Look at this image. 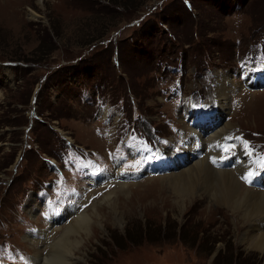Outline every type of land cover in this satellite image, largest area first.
Wrapping results in <instances>:
<instances>
[{"label": "rangeland", "instance_id": "rangeland-1", "mask_svg": "<svg viewBox=\"0 0 264 264\" xmlns=\"http://www.w3.org/2000/svg\"><path fill=\"white\" fill-rule=\"evenodd\" d=\"M170 11L174 20L163 21L160 17ZM148 20L158 31L146 36L142 27ZM249 53L256 54L258 65L248 60ZM241 58L246 62L240 64ZM255 67H264V0H0V240H12L37 264V256L50 253L62 229L99 209L104 226L86 239L76 264H264V253L243 243L241 215L210 197L200 205H182L161 179L180 170L168 164L182 149L190 163L205 160L217 170L221 165L210 161L213 149L231 130L233 137L244 135L261 159L264 84L239 79ZM223 73L233 81L231 109H217L205 127L198 125L202 148L196 150L190 133L194 125L183 116L184 103L178 104L172 89L181 82L184 93L194 96L195 108L208 101L206 109L215 108ZM224 125L227 130L221 133ZM184 129L186 146L181 143V135L187 136ZM130 134L145 138L150 147L143 141L127 142ZM69 139L78 151L65 156ZM122 139L127 153L113 156L108 150L119 148ZM223 141L235 142L228 136ZM82 147L96 150L92 160L106 165L105 171L93 168L101 175L98 184L83 167ZM238 148L229 146L221 153L232 156ZM55 152L63 164L72 160L68 194L74 206L58 219L55 212L49 226L40 215L44 201L38 194L56 180L48 158ZM161 154L164 161L139 180L115 182L118 168L138 172ZM139 156L140 162L129 161ZM236 173L244 188L264 189ZM115 183L119 189L107 197ZM72 188L76 193L71 194ZM116 199L125 203L120 222L114 219ZM154 220L167 225L162 235L170 238L172 221L179 229L185 227V240L180 233L159 244L146 235H135L136 244L126 238L130 227L139 229ZM40 230L47 233L38 242L33 236ZM148 231L153 238L158 234L155 226ZM202 231L217 243L214 251L210 244L201 246L203 238L197 240ZM228 247L237 252L234 261L224 250Z\"/></svg>", "mask_w": 264, "mask_h": 264}, {"label": "bare ground", "instance_id": "bare-ground-1", "mask_svg": "<svg viewBox=\"0 0 264 264\" xmlns=\"http://www.w3.org/2000/svg\"><path fill=\"white\" fill-rule=\"evenodd\" d=\"M252 75L255 79H258L260 76L264 78V74ZM219 77V88L216 98L214 97V107L221 112H226L227 109H231L228 102V94L230 92L229 86L232 85L233 81L230 76L224 73L221 75L219 74ZM207 123L204 124V127ZM225 125L221 133L227 130ZM230 125V123H227L228 128ZM215 129L216 128L212 127V130ZM188 130L191 131L192 127ZM221 151L220 147H214L213 149L214 160L221 165L217 170L211 167L205 160L190 163L185 159V153L183 151L180 155L182 160H176L180 162L181 166L175 163V161L173 162L174 165L170 163V166L173 165V168L175 167L180 170H174L169 173V176L161 179L166 183L165 185H168L169 188L173 190L177 197V202L180 204L182 203V205L192 203L200 205L207 197H210V199L208 198L209 201L214 200L219 205H224L226 209L231 210L233 213H237L239 216L241 215L240 218H242V220L244 219L243 229L246 228L245 231L243 230V243L246 242L251 249H257L264 253V189L255 191L253 189L244 188L236 177V171L240 173L244 171L250 173L252 171L249 151L244 144H241L237 149V153L235 155L232 153V156L226 153L227 157H225L222 155ZM109 177L110 176L107 177V180H109ZM263 178L264 175L259 179ZM260 184L264 185V181L261 180ZM116 189H119V185L115 183V187L113 189L109 188L110 191L108 190L109 192L106 193L107 197ZM116 200L117 201L113 205L114 219L120 222L121 218L119 217V213L124 210V212H126V209H122L121 211V207L125 208V203H120L118 199ZM98 210L96 209L95 213L86 212L83 215H79L77 219L75 218L76 220L72 225H68L65 229H62L57 243L51 244L52 249H50V253L37 256L39 260L37 264H76V262L81 261L83 258L81 254L83 247L86 245V239H90L95 228L104 226V216L101 215L102 213L98 212ZM72 212L73 210L66 212V214L69 215ZM107 219L109 218L107 217ZM62 220L63 219H61L60 222H62ZM57 223H55V225ZM46 233L47 231L40 230L38 236H33V238L41 242L45 239L43 235Z\"/></svg>", "mask_w": 264, "mask_h": 264}, {"label": "trees", "instance_id": "trees-1", "mask_svg": "<svg viewBox=\"0 0 264 264\" xmlns=\"http://www.w3.org/2000/svg\"><path fill=\"white\" fill-rule=\"evenodd\" d=\"M134 1V0H133ZM205 1H210V2H212L213 0H205ZM214 3V2H213ZM215 4V3H214ZM163 21H167V22H170V21H173L174 20V18L172 17V12L170 11L168 14H167V16H161L160 17ZM142 30H144V32H145V34L144 35H146V36H148V35H150V34H152L153 32H156V31H158V28H157V25H156V23H154V21H152V20H148V21H146V23L145 24H143V27H142ZM153 30H155V31H153ZM175 31V30H174ZM176 34H178L179 32H178V30H176V32H175ZM90 69V67H88V69H85V72H87L88 70ZM59 74V73H58ZM140 222V221H139ZM159 221H156V220H154V221H152V222H149L148 224H144V225H142L141 226V228H135V226H134V228H131L130 227V231H128V233H127V236H126V238L127 239H129V241L130 242H132L133 244H136V243H138V242H136L137 240H135V235H139V236H144V235H146V236H148V239H146V240H150L149 242H151V243H155V244H159V243H162V242H164V241H168V240H170L171 238L172 239H176L177 238V233L179 234L180 233V238H182L183 240H185V231H186V229H185V227H183V229H179L178 228V224H177V222H175V221H172L173 222V224H171V231L173 232V235H172V237L170 238L169 236H166V235H162V232H163V227H167V225L165 226V224H162V223H158ZM141 223V222H140ZM141 224H143V223H141ZM152 226H155L156 227V230H157V232H158V234L157 235H155V238H153L152 237V233L150 232V231H148V228L149 227H152ZM165 232H166V230H165ZM200 234H201V232H199L198 233V235H197V240H200L201 238H203V244H201V246L202 245H204L205 243L208 245V244H210V249H211V251H214L215 250V248H216V242L214 241L213 242V239H210V240H207V238L205 237V232L204 231H202V234H203V236L201 235L200 236ZM112 237H113V239H115V240H118L120 237H118V236H116V235H112ZM152 239H154L153 241H152ZM114 240V241H115ZM189 243V241H187V239H186V241H185V243ZM196 244V243H195ZM201 246L199 247L198 246V248L200 249L201 248ZM224 249V248H223ZM225 251H228V253L230 254V258H233V261H234V259H235V257H236V255L235 254H237V252H233L232 250L233 249H231L230 247H228L227 248V250L226 249H224ZM223 251H222V249H220L219 250V253L221 254ZM226 253V252H225Z\"/></svg>", "mask_w": 264, "mask_h": 264}, {"label": "snow or ice", "instance_id": "snow-or-ice-1", "mask_svg": "<svg viewBox=\"0 0 264 264\" xmlns=\"http://www.w3.org/2000/svg\"><path fill=\"white\" fill-rule=\"evenodd\" d=\"M254 175V173H249V175L248 176H246V177H244V179L246 180V181H248V182H251V177Z\"/></svg>", "mask_w": 264, "mask_h": 264}, {"label": "flooded vegetation", "instance_id": "flooded-vegetation-1", "mask_svg": "<svg viewBox=\"0 0 264 264\" xmlns=\"http://www.w3.org/2000/svg\"><path fill=\"white\" fill-rule=\"evenodd\" d=\"M52 77H53V76H52ZM57 133H58V132H57ZM58 134H59V133H58ZM62 136H63V138H64L65 135H62ZM62 136L60 135V137H62ZM58 138H59V136H58ZM47 152H48V150H47ZM55 154L58 156L57 152H55L54 155H55ZM54 155L52 154L53 158L56 156V155H55V156H54ZM57 156H56L54 159H57ZM49 157H50V156H49ZM51 158H52V157H51ZM45 168H46V166H45ZM39 178L42 179L41 177H39ZM42 180H44V179H42Z\"/></svg>", "mask_w": 264, "mask_h": 264}, {"label": "water", "instance_id": "water-1", "mask_svg": "<svg viewBox=\"0 0 264 264\" xmlns=\"http://www.w3.org/2000/svg\"><path fill=\"white\" fill-rule=\"evenodd\" d=\"M152 9H153V7L149 10V12L152 11ZM146 14H147V13H146ZM146 14H144V16H145Z\"/></svg>", "mask_w": 264, "mask_h": 264}]
</instances>
